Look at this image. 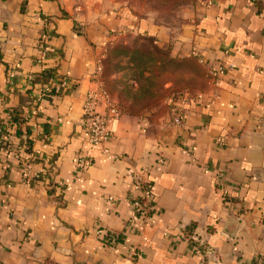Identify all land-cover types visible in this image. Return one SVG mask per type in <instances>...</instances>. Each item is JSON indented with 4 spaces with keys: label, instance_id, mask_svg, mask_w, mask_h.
Returning <instances> with one entry per match:
<instances>
[{
    "label": "crops",
    "instance_id": "obj_1",
    "mask_svg": "<svg viewBox=\"0 0 264 264\" xmlns=\"http://www.w3.org/2000/svg\"><path fill=\"white\" fill-rule=\"evenodd\" d=\"M169 12L0 0V121L19 113L12 142L30 147L41 175L27 184L0 155V264H264V0H178ZM138 38L192 63L201 85L164 99L158 115L120 114L93 146L81 126L86 94L96 80L106 86L109 48ZM174 105L182 125L171 123ZM145 182L147 219L132 209Z\"/></svg>",
    "mask_w": 264,
    "mask_h": 264
},
{
    "label": "rangeland",
    "instance_id": "obj_2",
    "mask_svg": "<svg viewBox=\"0 0 264 264\" xmlns=\"http://www.w3.org/2000/svg\"><path fill=\"white\" fill-rule=\"evenodd\" d=\"M114 1L144 10L169 8L171 17V10L178 0ZM132 45L138 49V54L129 59L130 54L125 51L111 52L103 75L106 88L115 97L121 114L139 117L153 110L151 116L158 115L166 110L161 105L164 99L192 93L200 87L201 82L192 63L170 59L142 38L136 39Z\"/></svg>",
    "mask_w": 264,
    "mask_h": 264
},
{
    "label": "built area",
    "instance_id": "obj_3",
    "mask_svg": "<svg viewBox=\"0 0 264 264\" xmlns=\"http://www.w3.org/2000/svg\"><path fill=\"white\" fill-rule=\"evenodd\" d=\"M46 56L47 48L41 46V54L38 62L42 63ZM224 69V66L219 65L210 70L209 76L213 86L218 84V76L224 72ZM96 81V87L93 90L88 91L86 94L82 106L81 126L88 143L93 146H100L111 138L109 125L120 116L121 112L112 96L107 92L104 84L101 81ZM183 97L178 96L176 98L183 99ZM185 100H190V98H186ZM171 112V123L173 125H182L180 108L177 105H174L171 108ZM13 137L14 136L10 133L7 120L0 121V155H12L20 165L24 181L27 184H34L36 181L40 180L41 175L31 171V160L33 157L30 153L28 154L24 146L15 145L12 142ZM85 165L86 158L80 157L77 162V170H82ZM127 175L132 177L129 171L127 172ZM135 186L140 190V197L132 202L134 217L138 218L141 216L143 219H147L150 215L149 213L152 211V186L149 182L141 184L136 183ZM50 188L55 192L59 190V187L56 185H50ZM109 201H111V199ZM102 231L103 230H97V235L100 236ZM129 256L131 259L137 257L136 251L133 248L130 249Z\"/></svg>",
    "mask_w": 264,
    "mask_h": 264
},
{
    "label": "trees",
    "instance_id": "obj_4",
    "mask_svg": "<svg viewBox=\"0 0 264 264\" xmlns=\"http://www.w3.org/2000/svg\"><path fill=\"white\" fill-rule=\"evenodd\" d=\"M154 48V47H153ZM156 49V48H154ZM158 50V49H156ZM121 51H125L127 53L130 54L129 59H131L132 57H134L135 55L138 54V49L137 48H127L121 45H116V46H112L109 48V52L108 55L106 56V58L101 62V73H102V78L104 75V71L106 69V64L108 63L106 60L109 57L110 53H120ZM106 88V86H105ZM107 90V88H106ZM108 92V90H107ZM109 93V92H108ZM110 94V93H109ZM23 122V119L21 117H19V113L17 111H9L8 113V127L10 128V133L11 135H16V133L18 132V128L20 127V123ZM29 146L26 145V151L29 150ZM54 191V190H52ZM111 238H113L112 234H106V238L104 239V242L106 243V245L111 246L114 242L111 240ZM107 239V240H106ZM111 240V241H110Z\"/></svg>",
    "mask_w": 264,
    "mask_h": 264
}]
</instances>
